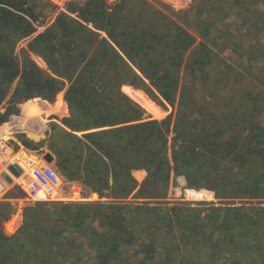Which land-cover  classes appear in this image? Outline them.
Returning <instances> with one entry per match:
<instances>
[{
  "label": "trees",
  "instance_id": "obj_1",
  "mask_svg": "<svg viewBox=\"0 0 264 264\" xmlns=\"http://www.w3.org/2000/svg\"><path fill=\"white\" fill-rule=\"evenodd\" d=\"M46 20L35 0H0V106L19 81L0 123L25 101L40 97L52 103L65 92L70 117L65 127L53 125L49 149L67 182L107 200L98 207L110 232L107 240L98 238L101 250L112 245L119 254L134 239V224L145 222L157 236L148 235L151 243L142 244L145 256L136 264H224L228 241L249 256L246 264H264L262 98L249 93L218 103L222 89L214 54L185 26L187 18L158 0H117L113 7L107 0L71 1L36 35ZM31 53L40 54L54 76H41ZM123 85L175 112L152 119ZM132 90L135 100L162 115L144 92ZM130 160L149 174L143 193L137 192ZM173 175L183 176L188 188L212 190L219 200L258 204L190 208L129 201L133 195L159 199ZM14 214L12 204L0 203V264L29 255L23 252L27 239L3 230ZM46 214L27 208L22 231L42 228ZM171 237L179 244L170 245ZM181 245H190V256L180 254ZM109 255L105 251L98 264H108Z\"/></svg>",
  "mask_w": 264,
  "mask_h": 264
},
{
  "label": "rangeland",
  "instance_id": "obj_2",
  "mask_svg": "<svg viewBox=\"0 0 264 264\" xmlns=\"http://www.w3.org/2000/svg\"><path fill=\"white\" fill-rule=\"evenodd\" d=\"M35 1L45 9L47 16L46 25L39 29L36 34L38 35L54 22L67 3L79 0H70L62 4L50 0ZM107 1L111 7L117 2V0ZM158 1L170 6L171 10L178 15L187 18L185 26L197 37L200 45H204L214 54L215 73L221 78L219 82L222 89L218 103L231 104L235 97H244L252 93L257 98L261 97L264 105V0ZM29 42L30 40L23 42L20 48H27ZM31 56L37 63L41 76H54L52 69L44 62L40 54L31 53ZM230 80H233L231 84H229ZM227 81L229 85L226 86ZM18 82L17 80L14 83L11 94L0 106V115L7 113L11 95ZM131 88L142 91L129 85H123L122 91L142 106L152 119L161 120L175 112L168 104L162 105L142 91L149 97L147 100L151 108L162 110V115L156 116L133 98L131 94L134 91ZM64 97L65 92H62L52 103L40 97L25 101L18 106L19 113L10 115L6 122L0 123V138L8 142L12 154H21L23 150L30 155L37 156L52 153L49 149L52 127L53 125L65 127L64 123L70 117ZM226 99L229 100L226 101ZM260 122L264 126V116L260 118ZM26 141H30L32 145L27 147ZM53 166L62 174L56 161ZM128 168L138 183L137 192L143 193L149 174L136 160H130ZM12 179L14 183L11 185L6 181L3 193H0V203L8 202L15 209V214L3 224V230L9 237L17 240L24 238L30 243L23 249V252L29 255L16 261L15 264H98L105 258L103 257L105 251L108 255L111 253L108 264H136L145 256L141 253L142 244L151 243L148 235L157 236L154 230H148L145 222H132L135 223L132 229L134 239L128 244L125 243L123 247L121 245L119 254L114 252L112 245L105 246V249L101 250L103 245L98 238L107 240L110 234L108 224H106L107 214L98 209L100 205L107 204L105 198H101L86 186L76 182L82 187L86 198L81 203L66 205L64 203L29 202L23 199L18 191L23 189L18 186L23 184L25 174L20 178L12 175ZM129 201L133 204L150 202L151 206L160 207L188 205L190 208L228 205L241 207L251 203L258 204V201L243 199L219 200L212 190L188 188L186 179L175 175L172 177L169 191L163 193L159 199L146 201L133 195ZM27 208L48 212L42 217V228L22 231L24 211ZM79 208L82 210L78 211ZM177 239L171 237L169 244H179ZM160 244L163 247V243ZM225 245L227 252L231 250V253L225 254L224 264H246L248 255L238 252L230 241ZM180 251V254L186 257L193 252L190 245H181ZM158 256H164V254L160 253Z\"/></svg>",
  "mask_w": 264,
  "mask_h": 264
},
{
  "label": "built area",
  "instance_id": "obj_3",
  "mask_svg": "<svg viewBox=\"0 0 264 264\" xmlns=\"http://www.w3.org/2000/svg\"><path fill=\"white\" fill-rule=\"evenodd\" d=\"M62 4L70 0H50ZM27 160L24 159V156ZM22 160L25 164L21 165ZM17 164L25 174L22 187V198L29 202H48L73 204L81 203L86 198L83 195L82 187L77 183L67 182L62 175L44 160V155H30L23 150L21 154H12L8 142L0 138V193L4 191L6 180L3 174L6 173L12 178L9 167ZM25 167V168H24Z\"/></svg>",
  "mask_w": 264,
  "mask_h": 264
},
{
  "label": "water",
  "instance_id": "obj_4",
  "mask_svg": "<svg viewBox=\"0 0 264 264\" xmlns=\"http://www.w3.org/2000/svg\"><path fill=\"white\" fill-rule=\"evenodd\" d=\"M44 160L49 164H53L55 162V156L52 153L45 154ZM9 171L15 178H20L23 175L22 168L17 164L10 166ZM3 178L11 185L14 183L13 179L6 173L3 174ZM18 191L22 196V191L20 189Z\"/></svg>",
  "mask_w": 264,
  "mask_h": 264
}]
</instances>
